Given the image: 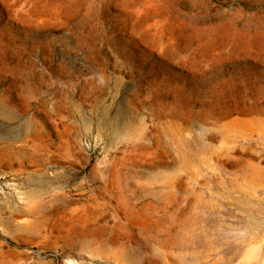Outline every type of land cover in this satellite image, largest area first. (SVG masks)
<instances>
[{
    "label": "rangeland",
    "instance_id": "obj_1",
    "mask_svg": "<svg viewBox=\"0 0 264 264\" xmlns=\"http://www.w3.org/2000/svg\"><path fill=\"white\" fill-rule=\"evenodd\" d=\"M0 264H264V0H0Z\"/></svg>",
    "mask_w": 264,
    "mask_h": 264
}]
</instances>
